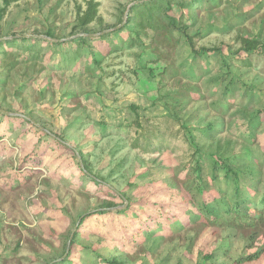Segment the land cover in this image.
<instances>
[{"label": "rangeland", "instance_id": "374dc122", "mask_svg": "<svg viewBox=\"0 0 264 264\" xmlns=\"http://www.w3.org/2000/svg\"><path fill=\"white\" fill-rule=\"evenodd\" d=\"M3 8L0 264H264V0Z\"/></svg>", "mask_w": 264, "mask_h": 264}, {"label": "trees", "instance_id": "16d2710c", "mask_svg": "<svg viewBox=\"0 0 264 264\" xmlns=\"http://www.w3.org/2000/svg\"><path fill=\"white\" fill-rule=\"evenodd\" d=\"M3 3H4V8H3V12H5L9 6L11 5L12 1L13 0H2ZM95 6L92 4L90 10L86 13V16H85V19L84 22L82 23L84 26H85V23H90L93 19H94V15H95ZM131 19L129 18V21ZM247 43H249V41H247ZM249 49H254V48H250ZM213 51H219V48H216V49H212ZM211 50V51H212ZM156 138V137H155ZM139 140H137V142L135 143V147H140V143L138 142ZM147 149H151L153 147V144L152 142H150L149 139L146 140V146H145ZM220 160V162H219ZM199 163V161H197ZM220 163H225V165L223 166L224 169H226V177H230L232 174H233V169L231 167H229V165L226 164V162L224 161V159H221L219 158L216 162H215V171L216 169L219 167V164ZM199 165V164H198ZM202 166H199V171H202ZM235 197H236V202L234 204V210L236 212L239 213V210L240 209H248V206L250 204L251 201H254L252 202L253 205H255V207L257 206V203H256V200L254 199L255 198V194L250 192V191H244L241 187V185H237L236 186V189H235ZM264 201V199H263ZM153 208H158V210L161 211L160 213V216L159 217H156V218H153V216H150V215H147L146 213L144 212H134L132 210V207L131 205H128L124 210L123 212L121 213L122 216H123V219L122 221H130V223H132L131 221H134V224L137 223V233H134L133 237H136V236H139L140 234H143V233H150L151 230H153V225L155 223H157V225H161V229L164 230V229H167L168 227L166 225H163L161 222H159V219L161 218H165L166 221H169V220H172V216L168 215V214H165V211H163L164 207L163 205H160L158 203H154V204H151ZM203 206H205L207 209H208V204H204ZM257 208V207H256ZM249 212V211H248ZM111 212L110 211H106V212H97V213H94V214H91L89 216V218H86L83 220V222H88L90 219H92L93 217L95 216H100V215H107V214H110ZM229 213V211H228ZM146 217V219H145ZM180 221V220H179ZM136 222V223H135ZM129 223V222H128ZM170 223V222H169ZM177 223L178 221H175L173 223H170L169 226H177ZM168 225V224H167ZM170 226V228H171ZM123 230H127L126 227L123 228ZM72 244H74V241H72ZM72 254L69 255V257L64 261L65 263H69V264H72L73 262L71 261V256ZM99 257V256H98ZM100 258V257H99ZM209 258H211V256H208L207 257V260H209ZM102 263L103 264H119L117 261L115 260H108V259H105L103 258L102 260ZM206 264V263H205Z\"/></svg>", "mask_w": 264, "mask_h": 264}, {"label": "water", "instance_id": "95a60500", "mask_svg": "<svg viewBox=\"0 0 264 264\" xmlns=\"http://www.w3.org/2000/svg\"><path fill=\"white\" fill-rule=\"evenodd\" d=\"M129 10H130V8H129ZM128 15H129V11L126 13V17L128 18ZM119 28V27H118ZM115 29H117V28H115ZM102 33H104V32H102ZM6 114H9V113H6ZM9 115H14V114H9Z\"/></svg>", "mask_w": 264, "mask_h": 264}]
</instances>
